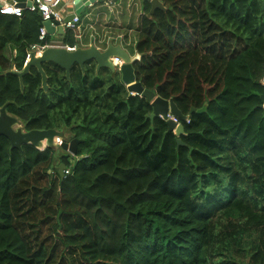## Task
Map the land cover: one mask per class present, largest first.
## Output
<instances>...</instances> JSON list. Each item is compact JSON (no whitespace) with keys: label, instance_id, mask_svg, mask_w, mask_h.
Returning <instances> with one entry per match:
<instances>
[{"label":"trees","instance_id":"obj_1","mask_svg":"<svg viewBox=\"0 0 264 264\" xmlns=\"http://www.w3.org/2000/svg\"><path fill=\"white\" fill-rule=\"evenodd\" d=\"M160 1L151 16L150 0L96 2L55 40L139 55L136 80L187 115L180 136L125 87L72 94L75 68L95 63L68 78L44 62L48 90L36 67L22 88L9 71L42 16L0 12V109L80 140L58 156L0 136V264H264V0Z\"/></svg>","mask_w":264,"mask_h":264},{"label":"water","instance_id":"obj_2","mask_svg":"<svg viewBox=\"0 0 264 264\" xmlns=\"http://www.w3.org/2000/svg\"><path fill=\"white\" fill-rule=\"evenodd\" d=\"M16 5L24 6L26 1L30 4L28 0H14ZM103 0H74V5L76 11L65 18L68 21L73 18L75 14H81L85 8H90L96 2H102ZM151 9L148 16H151L156 8H163L165 6L160 0H150ZM264 6V2H263ZM45 25L50 34H54L55 27L51 26L49 21L45 22ZM59 33H63V27L60 25L58 28ZM30 58L25 65L24 69L20 72L12 69L9 73H13L19 76L21 80V87L23 88L22 78L25 74L30 72L31 67H36L42 76V87L45 91L48 90L49 85L47 82L48 75L43 68L44 62L53 63L61 67L66 76L69 78L71 74V69L73 66H79L83 72L85 71V65L88 61L94 62L96 64V72L98 73L101 69L106 68L110 70L112 75H118L121 82L126 86L127 90L131 93H135L146 97L148 101H151L153 107V113L150 114V118L153 119L155 116H160L167 120L170 131H175L177 136L183 134L184 125L183 123H176L173 118H167L168 114L180 118L187 119V115H184L177 105L174 103L173 99H163L160 96H156V93L152 90L145 89L140 81L136 80L135 69L133 63L140 58L139 55L132 57L126 49L123 48L121 43L113 44L109 42L108 47L105 50L98 48L94 43L89 46H82L80 44L76 45L75 49H68L65 46L55 45L45 48L41 54L37 55L36 50H30ZM118 58L122 63H118L115 59ZM264 101V95L262 96ZM207 109V104L201 109L197 110L199 113L205 112ZM195 109L192 108L191 112ZM0 136H5L9 139L12 148L22 149L23 145L31 144L37 148H46L48 146H54L55 137H61L63 142L60 147L72 155H76L77 145L80 141L79 139H72L67 142L65 133L59 132L55 129H33L25 130L20 123V120L10 115L7 112L6 106L0 109ZM181 140L178 139V144ZM88 156H80L79 159ZM69 161L73 164V159L70 158ZM66 166L61 164L60 174H63V169Z\"/></svg>","mask_w":264,"mask_h":264},{"label":"built area","instance_id":"obj_3","mask_svg":"<svg viewBox=\"0 0 264 264\" xmlns=\"http://www.w3.org/2000/svg\"><path fill=\"white\" fill-rule=\"evenodd\" d=\"M28 1H30V4L26 1L24 6H20L0 0V12L3 14H10L15 16H22L25 11L39 12L41 14L43 24L41 25L39 30L40 43L33 45L30 50H36L37 55H39L45 48L49 46L61 45L67 47L68 49H75L76 46L70 47L68 45L60 44V42H56V40L45 42L46 36L50 34L45 25V22L49 21L51 26L55 27L54 34L59 35L62 34L58 32L59 26L61 25L63 27L64 32L66 29L74 28L76 24L79 22L80 14H75L72 19L65 21V18L67 17L65 9L67 6H65L64 0H28ZM106 1L109 4H112L114 2V0H106ZM55 42L59 44H56ZM29 52L25 60V65L27 64L30 58ZM115 60L119 64L122 63V61L118 58H116ZM261 82L264 85V75L262 77ZM167 118H173L176 123H181V121L177 117L171 114H168ZM186 121L189 122V119H187ZM54 140L56 144H61L63 142V139L61 137H55ZM69 173H70L69 167L63 169V176H66V174Z\"/></svg>","mask_w":264,"mask_h":264},{"label":"rangeland","instance_id":"obj_4","mask_svg":"<svg viewBox=\"0 0 264 264\" xmlns=\"http://www.w3.org/2000/svg\"><path fill=\"white\" fill-rule=\"evenodd\" d=\"M52 35L53 37L51 41L55 40V37H56L55 34H52ZM87 63L94 65V62H91V61H88ZM91 67L89 68L90 70L87 72L88 74L87 77H85V75H82L80 73L79 68H75V71L73 72L72 81L69 82L66 80L67 81L66 87L72 94H75L76 88L81 89L83 84H86L87 87H89L91 91L97 88V89H100L102 93H105L109 89L110 84L113 83V84H116L114 89H112L114 92L115 91L118 92V90H121V92H123L122 94L124 97L128 95V91L125 90L126 86L121 82L119 77L110 76L111 78H109V74L106 75V73H104L103 71L99 72L100 74H98L96 72V67L95 69H94V66L92 68ZM61 132L65 133L67 132V130L63 129L61 130ZM53 147L55 148V151L58 152L57 154L59 156L60 153L62 152L60 148V144L55 143Z\"/></svg>","mask_w":264,"mask_h":264},{"label":"crops","instance_id":"obj_5","mask_svg":"<svg viewBox=\"0 0 264 264\" xmlns=\"http://www.w3.org/2000/svg\"><path fill=\"white\" fill-rule=\"evenodd\" d=\"M2 1L9 2L11 4H16V2L14 0H2ZM64 2H65V6H67L66 9H65V12H66L67 16L72 14V13H74L76 11V8H75V5H74V0H64ZM85 9H87V8H85ZM56 42H60V41L56 40ZM56 44H59V43H56ZM60 44H62V43L60 42Z\"/></svg>","mask_w":264,"mask_h":264},{"label":"clouds","instance_id":"obj_6","mask_svg":"<svg viewBox=\"0 0 264 264\" xmlns=\"http://www.w3.org/2000/svg\"><path fill=\"white\" fill-rule=\"evenodd\" d=\"M131 94H133V95H135V93H131ZM170 114V113H169ZM182 123V122H181ZM55 139V138H54Z\"/></svg>","mask_w":264,"mask_h":264}]
</instances>
